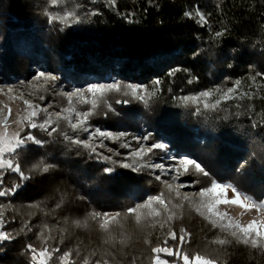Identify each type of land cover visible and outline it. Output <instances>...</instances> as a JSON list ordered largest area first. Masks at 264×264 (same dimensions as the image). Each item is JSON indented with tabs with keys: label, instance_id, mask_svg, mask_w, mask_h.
I'll return each instance as SVG.
<instances>
[{
	"label": "trees",
	"instance_id": "1",
	"mask_svg": "<svg viewBox=\"0 0 264 264\" xmlns=\"http://www.w3.org/2000/svg\"><path fill=\"white\" fill-rule=\"evenodd\" d=\"M69 10L77 13L80 23L65 27L49 23L45 15L46 11L62 14ZM197 10L207 17V25L197 23ZM225 27L226 34L214 39V32ZM0 63L1 75L7 81H27L31 66L43 67L56 73L64 84L79 87L108 84L107 80L115 78L122 85L121 91L107 93L97 102L95 114L89 118L91 127L99 124L137 134L145 126L153 133L151 141L163 138L179 153L192 155L218 181L236 185L255 200L264 196V127H253L264 111V88L253 101L244 102L254 107L252 112L237 110L230 101L224 111L205 112L201 107L197 114L195 104L189 101L185 105L177 99L233 86L237 79L242 80L241 90H248V77L264 72V0H116L115 5L109 0H62L57 6H51L50 0H0ZM173 68L181 71L169 77ZM189 79L193 83L189 84ZM156 80L162 82L160 92L147 106L124 95V85L151 88ZM260 84L258 78L257 87ZM32 85H27V91L32 89L43 106L59 112L68 107L56 84L39 89ZM125 99L130 103L116 102ZM73 106L79 111L91 109L90 103L73 101ZM44 120L43 113L36 119L38 123ZM56 123L60 127L53 136L39 128L25 127L22 132L44 141L41 146L29 145L18 157L22 170L31 177L29 181H20L11 170L4 173V188L16 183L23 187L0 198L6 206L4 230L15 236L0 242V264H25L22 253L29 243L39 249L43 224L54 229L50 245L62 250L78 246L82 256L95 250V258H99L108 246L94 228L70 227L62 245L55 229L64 227L65 221L84 220L92 211L126 210L164 187L146 169L136 173L117 165L113 174L106 175L103 168L111 165L65 141L61 132L77 133L61 119ZM84 134L79 133L80 138ZM41 160L54 168L48 173H29L28 168ZM185 176L200 181L197 189L210 183L202 175ZM26 222L31 232L20 231ZM126 227L131 238L112 264H132L134 258L135 264H150V246L143 243L144 236L134 231L131 220ZM181 228L191 234L184 245L189 253H207L218 258V264H264V255L244 245L225 246L223 250L211 245L216 236L231 237L212 228L194 205L185 204L173 222L178 234ZM165 232L159 225L149 229L151 246L162 243Z\"/></svg>",
	"mask_w": 264,
	"mask_h": 264
},
{
	"label": "snow or ice",
	"instance_id": "2",
	"mask_svg": "<svg viewBox=\"0 0 264 264\" xmlns=\"http://www.w3.org/2000/svg\"><path fill=\"white\" fill-rule=\"evenodd\" d=\"M62 3V0H50L51 6H57ZM109 3L115 5L116 0H109ZM48 17V22H58L59 24L70 27L73 24L80 23V18L75 11H65L60 13L45 12ZM91 15H98L96 12H92ZM185 16H191L190 12H185ZM195 15L199 18L197 23L201 26H205L209 23L207 17L199 10ZM132 21L129 20V23ZM227 32V28L224 30H217L214 32V39L219 40ZM231 66V65H229ZM180 68H173L168 72L169 77H173L176 73L180 72ZM44 77L45 80H55V76L45 75L43 72L39 73L35 79L40 80ZM261 79V84L257 87V79ZM251 84L248 86V90H241L242 80L237 79L233 82V86L227 87H214L210 90L201 91L196 96H183L179 97L182 104H187L191 101L196 105L195 111L197 114L201 113V107L205 112L208 111H224L228 105V102H233L232 107L239 110L245 108L247 111H255L254 107L250 104L244 103L245 101H253L260 90L264 88V72L256 71L255 75L248 77ZM160 80L154 81L153 87L149 88L142 85L127 84L123 87L127 89L124 92L125 96H130L132 100L140 101L145 106L149 104V101L157 98L159 94ZM188 83H193L192 79L188 80ZM122 85L116 82L108 84H91L86 89H76L71 94H67L68 107L61 110L66 115H60L61 119L67 121L69 127L73 133H77L76 136H71L67 132H61L60 135L63 139L69 142L71 145H75L77 149L83 148L94 154L100 159L106 166L103 168V172L106 175H111L115 172L117 165L123 169H129L132 172L139 173L144 169L160 170V174L155 175V180L160 181L164 187L157 194H151L134 206L127 207L122 211H92L88 213L84 220L65 221L64 227L55 229L60 233L59 244H64V233H66L70 227L94 228L97 231L104 245L108 248L103 251V254L99 258L97 252L93 250L87 255H81V250L77 246L75 248H67L62 250L59 246H52L49 244L50 240H54L55 237L51 234L53 228H50L47 224L41 226V232L38 237L40 240L39 249L37 246L29 243L26 245V250L22 253L25 257V264H112V261L116 259V253L120 249L126 247L127 241L131 238L126 223L131 220L134 222V231L144 236L143 243L150 246V264H218V258L213 257L207 253H189L184 250V245L188 244L191 234L181 228L179 234L173 229V222L179 218L182 214L185 204L189 206H195V211L203 217L212 228L220 229L221 233H227L231 239L220 236H216L209 243L216 245L220 249H225V246L230 245H244L249 250H255L261 255H264V219L259 216L252 218L251 220L241 223L239 220H234L226 212L219 211L220 205H235L243 210V212L264 213V202H258L246 193L242 192L236 185L232 183H224L213 178L211 174L195 159L184 157L178 161V164L174 168L165 169L163 164H153L150 161L145 162V157L154 150L164 149L163 143H153L147 146L137 149L132 152V163L113 160L110 156L101 154L97 151L96 147H93L92 140L94 138L107 139H119L126 136V133H113L110 131H104L100 128H91L89 125V118L95 114L97 108V102L107 93L120 92ZM255 88L256 91L252 89ZM11 91V88L9 89ZM85 93L91 94V100H89ZM76 96L84 104H91V109L87 111H79L73 106L72 97ZM43 99V96H41ZM264 99V97H261ZM117 103H130V100H117ZM25 108L27 110L20 120L16 121L20 125V131L13 134H9L8 117L5 116L3 120H0V126H3L4 131L0 132V198L14 195L23 187L22 184L16 183L11 188L3 187L4 173L11 170L12 173L19 175V180L27 182L31 179L30 175H26L21 168V164L18 162V157L21 152L25 150L29 145L41 146L44 141L38 139L31 132H27L21 135L25 127L30 129H41L47 133L48 136H53L57 133L60 127L59 123L53 127V121L50 116L43 122H37L36 117L40 112H47L46 108H41L39 105H34L30 100H23ZM111 110V106H108ZM9 116L11 115V109L8 110ZM239 111L235 115L239 116ZM107 115V112H105ZM73 116L75 122H73ZM253 127H264V111L261 113V119L253 124ZM51 129V131H49ZM79 133H87V137L81 139ZM149 136L142 137L144 141L149 140ZM101 146H103L101 144ZM124 148L129 147L128 144L121 145ZM20 150V151H18ZM113 152V149H109ZM119 155V153H114ZM125 161L128 157L124 158ZM54 168L51 163H45L43 160L33 164L28 168L29 173L42 172L48 173L50 169ZM194 174L197 176L202 175L209 179L207 186L201 187L195 191L185 192L183 199L179 197V194L173 196V183L170 181L162 180V176L171 175L172 181H175V186L180 189L195 188V185L200 181H182L180 177L183 175ZM231 190L232 198L228 197V192ZM199 196L198 201L189 199V196ZM175 200V203L173 202ZM57 208L60 207V203H57ZM6 206L0 203V242L9 241L15 239L12 233L4 230L5 213L3 209ZM36 207V206H32ZM159 225L161 230L166 229L164 233L165 238L162 243H158L155 246H151V241L147 238L148 230L154 229ZM28 232L32 231V227L26 222L20 229ZM45 232L48 234L45 235ZM169 241L174 243L170 244ZM115 250V251H113ZM95 258V259H94ZM174 258V259H167ZM135 264V258L132 261Z\"/></svg>",
	"mask_w": 264,
	"mask_h": 264
},
{
	"label": "rangeland",
	"instance_id": "3",
	"mask_svg": "<svg viewBox=\"0 0 264 264\" xmlns=\"http://www.w3.org/2000/svg\"><path fill=\"white\" fill-rule=\"evenodd\" d=\"M1 66L2 65L0 63V120H3V118L5 116L8 117V128H7V130H8L10 135L17 132V131H20V125H18L16 123V121L20 120L27 113V110H26L25 105L23 103V100H25V99L30 100L34 105H39L42 109L46 108L47 112H40V114L43 113L44 119H46L50 116L51 120L54 123H56L57 120L61 119L60 116L57 115V113H60L61 116L67 114V113H62V112L56 111L52 107H49L48 105L43 106L40 102L36 101V96L32 92L33 90L31 89L30 91H27V88H26L27 85H32V83L35 82L34 85H32L31 87L39 89L41 87L46 86L49 83L51 85L56 84L58 89H61V91H62V93L66 99H67V94H71L76 89H86L89 86V85H86V86L79 87L78 85H74L71 82H68L66 85L62 81H60L59 76L56 73L49 72L46 69H44L43 67H36V66L30 67L31 75L27 79V81L24 82L22 79H18V78L17 79H11V80L7 81L1 75V73H2ZM41 72H43L46 76L47 75L55 76L56 79L55 80H45L44 77H41L40 80H36L35 77ZM107 81H109V83H113V82L119 83L117 80H115V78H111ZM67 86H69L70 89H66ZM10 88H11V91H9ZM85 95L89 100L91 99V94L85 93ZM193 96H196V95H193ZM72 101H74L78 105H79V103H81V105L84 104L76 96L72 97ZM140 103H142V102H140ZM190 103H192V102L190 101ZM9 109H11V115L10 116L8 114ZM40 114L38 115V117L40 116ZM38 117H36L35 119H37ZM61 120H63V119H61ZM63 121H65V120H63ZM65 122L68 125L67 121H65ZM73 122H75L74 116H73ZM96 127L100 128L101 130L110 131V132H113L116 134H119L121 132L126 133V136L120 137L119 139H115V140H113V139L105 140L103 138H94L92 140V145H93V147H96L97 151L101 154V156L107 155V156H110L111 158H116L117 160L123 161V162H125L124 158L128 157L127 160L131 161V154H132V152L136 151L137 149L144 147L146 150L147 146H149L153 143H163L165 145V148L159 149V150H154L152 153H149L148 156H146L144 158L145 162L150 161L153 164H157V161H158L159 164L164 165L165 169L174 168L177 166L178 162L173 160V158L169 157L170 156L169 153H172L171 151H173V150H174L176 156H182L181 158L189 157V158L195 159L190 154L179 153L176 149H173L171 147V145L163 138H156L153 141H151L149 138V140L144 141L142 139L143 136L148 135L149 137H151V135H153V133L149 129H147L145 126H142L141 132L137 133V134H132L131 132L124 131V130L111 129L109 127H106L104 125H99V124L95 125L91 128L94 129ZM28 129L31 130L30 128H28ZM3 131H4L3 126H0V132H3ZM194 131L197 132L196 128L194 129ZM21 135H22V132H21ZM87 135L88 134L85 133L84 136H82L83 139L86 138ZM73 136H76V135H73ZM101 144L103 146H101ZM122 144H128L129 147L124 148L121 146ZM109 149H113L114 151L110 152ZM114 153H119V155L117 156ZM146 170L149 171V175L154 180H155V178H154L155 175L160 174V170H158V169L157 170L146 169ZM162 180L170 181L173 183V193L175 196L177 194H179L180 198L184 197V193H185L184 190H182V191L178 190V188L175 186L176 182L172 181L171 175L162 176ZM180 180L191 181L185 175L181 176ZM224 183H228V182H224ZM191 190H194V191L197 190L196 186H195V188H192L187 192L190 193ZM228 197L232 198L231 190H229V192H228ZM189 199H192L194 201H198L199 196L198 195L197 196H189ZM256 201L264 202V196L260 200H256ZM218 210L221 212H226L228 214V216H230L234 220H239L241 223L247 222L256 216H259L261 219H264V213H256L255 211L243 212L242 209H240L239 207H237L235 205H220Z\"/></svg>",
	"mask_w": 264,
	"mask_h": 264
},
{
	"label": "built area",
	"instance_id": "4",
	"mask_svg": "<svg viewBox=\"0 0 264 264\" xmlns=\"http://www.w3.org/2000/svg\"><path fill=\"white\" fill-rule=\"evenodd\" d=\"M142 86H143V85H142ZM159 92H160V91H159ZM171 152H172V153H169V154H170L169 157L173 158V160H175L176 162H178V161L181 159L182 156H176L174 150L171 151ZM166 156H167V155H166ZM157 163H159V162L157 161ZM190 189H192V188H187V189H186V188H184V189H180V188H178L179 191L184 190V192H187V191H189ZM191 191H194V190H191Z\"/></svg>",
	"mask_w": 264,
	"mask_h": 264
}]
</instances>
